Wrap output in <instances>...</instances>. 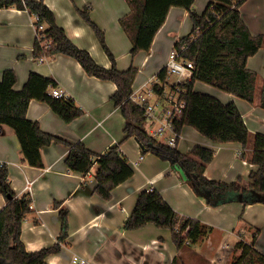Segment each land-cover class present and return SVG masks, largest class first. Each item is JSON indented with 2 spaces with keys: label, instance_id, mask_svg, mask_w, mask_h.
<instances>
[{
  "label": "crops",
  "instance_id": "1",
  "mask_svg": "<svg viewBox=\"0 0 264 264\" xmlns=\"http://www.w3.org/2000/svg\"><path fill=\"white\" fill-rule=\"evenodd\" d=\"M197 1L194 8L203 13L210 0H203L201 7ZM44 2L54 12L57 23L68 37L80 48L88 50L100 65L110 68L113 66L112 59L79 12V9L89 6L92 19L105 32L117 68L124 70L131 65L139 68L133 89L142 92L158 81L157 73L166 67L175 43L190 34L193 28L189 11L181 6H172L154 37L151 49L133 55L132 40L121 24V19L132 10L128 0ZM239 9L250 32L264 35V0H245ZM36 20L37 15L27 9H0V81L8 69L16 73L15 90L24 87L31 72L55 79L57 86L64 90V97L73 99L84 114L68 123L49 104L32 99L28 105V119L38 121L42 130L68 143L83 142L95 153L102 154L110 146L120 143V149L128 157L134 175L114 188L111 199H104L94 192L97 164L86 174L70 170L66 164L70 146L63 142H52L42 148L44 166H32L24 159L15 130L7 124H0V163L6 164L9 169L12 188L21 197L25 195L26 180L35 181L31 194L33 207L22 224L21 239L27 250L35 251L57 243L61 220L55 201H59L69 209V235L59 252L48 255L50 264H70L74 253L90 258L96 264H172L178 255L182 258L180 264H200L199 261L222 264L223 256L231 259L234 255L235 245L240 239L248 243L252 241L242 230L237 231L240 222L246 224V229L255 233L258 231L255 247L264 253V202L244 205L238 200L222 204L220 208L206 205L194 195L192 187L170 161L152 152L142 153L135 137L123 140L126 120L111 99L117 90L116 83L88 74L82 64L68 54L59 52L50 57L36 58L33 53L37 37ZM247 67L259 75L255 103L200 80H196L194 90L212 95L225 104L234 102L249 130L264 134V107L259 104L264 85V46L248 58ZM176 81L169 75L166 90ZM52 88L50 86L48 91L51 92ZM196 145L210 147L216 152L204 171L208 179L232 183L240 178L245 185L252 182L250 173L259 168L248 158L252 143L244 148L237 141H213L192 126H185L177 148L188 153ZM243 152L246 158L241 156ZM151 187L158 189L176 211L202 222L204 232L196 244L206 239L209 244L208 248L200 246L201 249L195 252L200 260L194 261L189 254L185 255L183 251L186 248L178 251L169 228L158 227L154 223L132 230L123 228L125 219L135 207L139 192ZM181 198H185L189 204L181 201ZM6 203L5 196L0 193V210ZM184 203L190 208L183 207ZM215 214H219L218 222L211 219ZM205 224L210 228H205ZM214 227L231 229L237 235L235 242L222 246L226 254L215 250L210 235L214 233Z\"/></svg>",
  "mask_w": 264,
  "mask_h": 264
},
{
  "label": "trees",
  "instance_id": "2",
  "mask_svg": "<svg viewBox=\"0 0 264 264\" xmlns=\"http://www.w3.org/2000/svg\"><path fill=\"white\" fill-rule=\"evenodd\" d=\"M196 0H128L132 10L121 19L124 30L132 40L131 53L151 49L154 37L164 24L172 6H181L189 11L193 28L190 34L181 37L174 48L181 57L194 63L192 76L182 82L173 83L166 90L170 75L167 67L158 73V81L152 87L158 96L165 92L176 94L186 105L175 117L174 125L178 132L185 126H192L204 136L217 142H240L244 148L252 143L249 160L258 164L257 171H251L252 182L245 185L242 180L232 183L208 179L204 171L214 156L215 150L196 145L184 153L154 137L146 127L144 106L131 99L133 84L139 68L131 65L120 70L105 38L104 30L92 19L89 6L79 9L84 20L93 28L102 47L113 61L110 68L100 65L91 53L76 45L59 26L54 12L44 0H0V9L16 7L27 9L37 15L36 24H44L45 29L38 33L33 53L36 58H45L64 53L76 58L90 75L112 80L117 90L111 96L115 105L125 117V137H135L142 153L152 152L170 161L194 190L205 197L210 206H220L240 200L244 205L259 202L256 193L264 195V134L252 133L246 125L242 113L234 102L223 103L218 98L194 90L196 80L209 83L221 90L230 92L256 102V88L259 75L247 67L248 58L264 46V35H253L243 21L240 6L245 0H210L203 13L194 8ZM16 73L5 70L0 81V124L11 126L20 141L24 159L32 166L43 167L42 148L52 142H63L70 146L66 164L70 170L88 173L97 164V185L94 192L104 199L112 198V191L119 184L134 175V169L120 149V143L110 146L104 153L91 151L83 142L68 143L48 133L38 121L27 117L28 105L38 99L50 105L66 122H72L84 114V110L71 98L56 97L48 89L57 86V81L31 72L21 90H15ZM179 89V92L176 90ZM259 104L264 107V85ZM122 140V141H123ZM241 156L246 158V153ZM0 193L6 198V205L0 210V264H50L48 255L59 252L62 243L69 235V209L62 202L55 201L59 207L61 233L57 243L39 250H27L21 239L22 224L31 212V198L18 196L9 182V169L0 163ZM242 194V199L239 196ZM260 202H264L262 199ZM148 223L172 231V241L178 251L188 244L196 243L204 232L202 222L193 216L181 215L154 187L139 192L135 207L125 219L123 228L127 230L142 228ZM258 231L250 243L240 239L232 257L231 264H264V253L255 247ZM181 255L172 264H180Z\"/></svg>",
  "mask_w": 264,
  "mask_h": 264
},
{
  "label": "built area",
  "instance_id": "3",
  "mask_svg": "<svg viewBox=\"0 0 264 264\" xmlns=\"http://www.w3.org/2000/svg\"><path fill=\"white\" fill-rule=\"evenodd\" d=\"M37 35L45 29L44 24L37 25ZM40 34V33H39ZM166 67L170 75H176L177 81L182 82L192 76L194 63L181 57L180 51L172 49ZM153 83L146 87L145 91L134 90L131 99L137 104L144 106L146 116V127L154 137H163L164 143L177 147L181 133L175 129L174 119L186 105L185 100H180L176 94L165 92L158 96L152 87ZM179 92V89H176ZM56 97H64L62 88L54 86L50 92ZM4 165V163H1ZM33 179H27L24 185V192L31 198ZM33 207L31 203V208ZM70 264H96L90 258L74 253Z\"/></svg>",
  "mask_w": 264,
  "mask_h": 264
},
{
  "label": "rangeland",
  "instance_id": "4",
  "mask_svg": "<svg viewBox=\"0 0 264 264\" xmlns=\"http://www.w3.org/2000/svg\"><path fill=\"white\" fill-rule=\"evenodd\" d=\"M202 1L203 0H198L197 1V3H198V6L199 7H201L202 6ZM170 77H171V79L172 80H175V79H177V76L176 75H170ZM158 139L159 140H164V138L163 137H158ZM147 154V153H146ZM189 185L192 187V185L189 183ZM191 190H192V192L194 193V195L198 198V199H200L204 204H206V205H208L207 204V202H206V199H205V197L204 196H202V195H199L195 190H194V188L192 187L191 188ZM181 196L180 197H182V195H183V192H181V194H180ZM176 196H179V194H176ZM181 201H183V202H186L187 204H189L188 202H187V200H185V198H181ZM236 202V201H235ZM235 202H233V203H235ZM183 207H186V209H188V208H190V207H187L186 206V204L184 203V205H182ZM221 206V205H220ZM220 206H215L214 208H220ZM193 212V211H192ZM180 213V212H179ZM181 214V213H180ZM182 215V214H181ZM189 216V215H188ZM213 221H215V222H218L220 219H219V214H215L214 216H212V218H211ZM245 225L246 224H241V222L239 223V226H237L236 228H237V231L238 230H242V232L243 233H245L246 234V236L248 237V239L249 240H252L253 239V237H254V233L255 232H253V231H250V230H248V229H246L245 228ZM234 226H236V224L234 225ZM205 228H210V225H207V224H205ZM215 229H214V233L213 234H210L211 236H212V239H213V245L215 246V250L216 251H220L221 253H223V254H226V253H224L225 252V249L222 247L224 244H228V242L229 243H232V242H235V240H236V238H237V235H236V233H232L231 232V229H226V228H219V227H214ZM211 233V232H210ZM251 235V236H250ZM208 244H209V242L207 241V239L205 240V241H203V242H200L199 244H196V243H192V244H190L188 247H186V249L183 251L184 253H185V255L186 254H189V256H190V259H192V260H200V258L198 257L199 255H196L195 254V252H198L201 248H200V246H202L203 247V249H206V248H208ZM235 252H237L238 253V251H235ZM184 256V255H183ZM234 255H232V257H233ZM232 257H231V259L230 258H225L224 256H223V261H222V264H231V260H232ZM199 263L200 264H207L206 262H200L199 261ZM211 264H215V263H211Z\"/></svg>",
  "mask_w": 264,
  "mask_h": 264
},
{
  "label": "water",
  "instance_id": "5",
  "mask_svg": "<svg viewBox=\"0 0 264 264\" xmlns=\"http://www.w3.org/2000/svg\"><path fill=\"white\" fill-rule=\"evenodd\" d=\"M181 173H182L183 177L186 179L187 176L184 174V172L182 170H181ZM253 192L256 193V195H257L258 199H260V201L262 199H264V195L262 193L257 192V191H253ZM239 199H242V194L239 196Z\"/></svg>",
  "mask_w": 264,
  "mask_h": 264
}]
</instances>
